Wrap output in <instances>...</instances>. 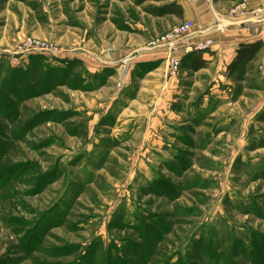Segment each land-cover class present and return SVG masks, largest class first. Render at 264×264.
Instances as JSON below:
<instances>
[{"label":"rangeland","instance_id":"rangeland-1","mask_svg":"<svg viewBox=\"0 0 264 264\" xmlns=\"http://www.w3.org/2000/svg\"><path fill=\"white\" fill-rule=\"evenodd\" d=\"M168 2L0 0V264H264V50L169 75Z\"/></svg>","mask_w":264,"mask_h":264},{"label":"crops","instance_id":"crops-1","mask_svg":"<svg viewBox=\"0 0 264 264\" xmlns=\"http://www.w3.org/2000/svg\"><path fill=\"white\" fill-rule=\"evenodd\" d=\"M172 1H176L182 7V14L178 17L180 22L183 20H191L193 22V27L187 36L188 43H194L209 38L214 41L213 46L209 50L200 52L202 58L207 62V67L203 69L214 67L223 71L226 70L227 65L235 55V50L239 43H249L257 40L261 41L262 48L257 53L253 62H257L261 58V53L264 50V26L257 21L256 16L251 15L248 21L239 22L232 19L228 15L225 6L219 3L213 4L210 3L209 0H171V2ZM247 2L250 8H254L258 5H263L264 7V0H248ZM170 15L174 14L165 16ZM220 25H223L225 28L223 33H220L216 29V26ZM60 31L64 34H69V37L66 38H70L71 49H74L77 55L85 52L98 57L102 53L100 59L104 62H111V64L114 62L112 60L117 61L123 55L121 52H114L112 54L103 53V47L99 50V47H96L92 42L95 33L93 36L86 34L87 28L82 30V27L75 25L69 26V29L66 30L63 28ZM95 31L96 30H94V32ZM99 37L104 39L106 38V34H101ZM154 55L156 58L154 57L152 59H164L163 64H167L165 59L168 55V50L166 48H158V50H155ZM92 59L89 62L87 61V68L93 72L103 70L104 66L100 67V65L96 64ZM111 64L109 65L111 66Z\"/></svg>","mask_w":264,"mask_h":264},{"label":"built area","instance_id":"built-area-1","mask_svg":"<svg viewBox=\"0 0 264 264\" xmlns=\"http://www.w3.org/2000/svg\"><path fill=\"white\" fill-rule=\"evenodd\" d=\"M228 15L239 22H246L251 15L257 17V21L262 23L264 26V7L263 5H258L254 8H250L246 1H241L234 6H232L228 12ZM193 27V22L191 20H183L178 25L174 26L161 36L150 41V45L165 47L168 50V55L166 57L167 69L169 75H175L180 67L182 56L190 52H204L209 50L213 44V39H206L202 41H197L194 43L187 42V36ZM216 29L220 32H224V26H216ZM22 51L34 50L37 52L44 53L45 51H50L49 53H55V50L43 44V42L34 40L33 38H27L20 45ZM130 59L125 57L122 60L123 64H126Z\"/></svg>","mask_w":264,"mask_h":264},{"label":"trees","instance_id":"trees-1","mask_svg":"<svg viewBox=\"0 0 264 264\" xmlns=\"http://www.w3.org/2000/svg\"><path fill=\"white\" fill-rule=\"evenodd\" d=\"M148 11L157 17L168 14H174L175 16L180 17L182 14V7L176 1H172L159 7L151 8ZM261 48L262 42L258 40L249 43H239L235 50L234 57L226 67L227 74L232 75L240 70L244 64L252 61ZM183 61L187 62L188 68L192 71H198L207 67V62L202 58L200 52H190L182 56L181 62Z\"/></svg>","mask_w":264,"mask_h":264}]
</instances>
